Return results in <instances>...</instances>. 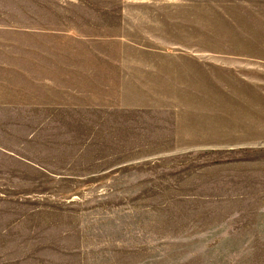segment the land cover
I'll use <instances>...</instances> for the list:
<instances>
[{
    "label": "rangeland",
    "instance_id": "obj_1",
    "mask_svg": "<svg viewBox=\"0 0 264 264\" xmlns=\"http://www.w3.org/2000/svg\"><path fill=\"white\" fill-rule=\"evenodd\" d=\"M0 264H264V0H0Z\"/></svg>",
    "mask_w": 264,
    "mask_h": 264
}]
</instances>
